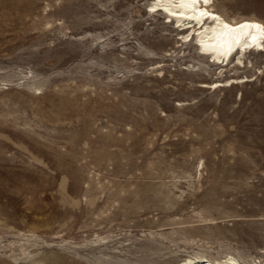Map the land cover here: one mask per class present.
Returning <instances> with one entry per match:
<instances>
[{
    "label": "rangeland",
    "instance_id": "374dc122",
    "mask_svg": "<svg viewBox=\"0 0 264 264\" xmlns=\"http://www.w3.org/2000/svg\"><path fill=\"white\" fill-rule=\"evenodd\" d=\"M154 3L0 0V264H264V52L210 62Z\"/></svg>",
    "mask_w": 264,
    "mask_h": 264
},
{
    "label": "bare ground",
    "instance_id": "6f19581e",
    "mask_svg": "<svg viewBox=\"0 0 264 264\" xmlns=\"http://www.w3.org/2000/svg\"><path fill=\"white\" fill-rule=\"evenodd\" d=\"M153 1L155 3L150 7V10H154L160 14L162 11L166 12L176 18L175 21L171 19L170 23L176 22L177 25L192 28V32L196 34V37L194 38L192 34L189 41V36L186 37L185 32L180 30L179 35L182 42L184 44L192 42L195 45L193 48L195 50H200V53L202 54L208 55L202 56L210 58L211 61H217L218 63L222 62L236 46L241 47V50L246 49L244 47L248 45V42L245 39L246 37L249 38L251 44H255L259 47L263 46L264 49V25L262 22L254 17H251L243 18L240 21L231 23L222 12L215 9V4L219 0ZM193 23H197L198 25L193 26ZM251 28L254 30L251 31ZM245 51H240V55L238 56L239 58L237 57V62L240 64H236L235 61L234 64L237 65V67L234 65L233 68L238 70V66L241 67L243 64L245 65L244 61L246 58H240L241 56L248 55L250 53H246ZM199 57H201L200 54ZM226 66H228V64ZM243 69H245V67H243ZM219 71L220 74L223 72L222 69ZM226 82H228L226 86L238 83L236 79H228L224 82H215L213 83L215 85L211 87H220L221 85L218 83L224 84ZM201 87H205V84H201ZM177 264H240V262L230 255H226L223 258L212 261L204 256H187Z\"/></svg>",
    "mask_w": 264,
    "mask_h": 264
}]
</instances>
